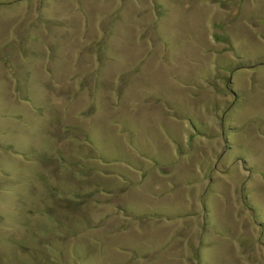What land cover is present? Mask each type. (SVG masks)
I'll return each mask as SVG.
<instances>
[{"label":"rangeland","instance_id":"374dc122","mask_svg":"<svg viewBox=\"0 0 264 264\" xmlns=\"http://www.w3.org/2000/svg\"><path fill=\"white\" fill-rule=\"evenodd\" d=\"M0 264H264V0H0Z\"/></svg>","mask_w":264,"mask_h":264}]
</instances>
